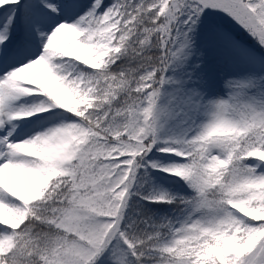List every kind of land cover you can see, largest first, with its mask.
<instances>
[{"label": "snow or ice", "instance_id": "6c2138e0", "mask_svg": "<svg viewBox=\"0 0 264 264\" xmlns=\"http://www.w3.org/2000/svg\"><path fill=\"white\" fill-rule=\"evenodd\" d=\"M0 264H264V0H0Z\"/></svg>", "mask_w": 264, "mask_h": 264}]
</instances>
